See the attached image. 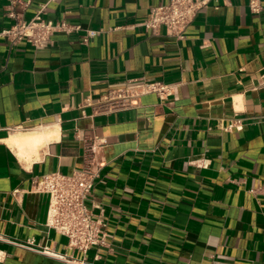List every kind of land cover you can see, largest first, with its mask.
<instances>
[{"label": "crops", "instance_id": "0c3cea01", "mask_svg": "<svg viewBox=\"0 0 264 264\" xmlns=\"http://www.w3.org/2000/svg\"><path fill=\"white\" fill-rule=\"evenodd\" d=\"M21 1L0 0V30L42 6L82 29L43 49L0 38V264H64L31 242L82 256L47 226L49 196L33 183L89 166L88 206L106 224L90 262L264 264V0L259 13L212 1L183 39L140 24L169 0ZM152 82L171 94L105 101ZM41 131L53 138L29 156L8 142Z\"/></svg>", "mask_w": 264, "mask_h": 264}, {"label": "built area", "instance_id": "2783aa9c", "mask_svg": "<svg viewBox=\"0 0 264 264\" xmlns=\"http://www.w3.org/2000/svg\"><path fill=\"white\" fill-rule=\"evenodd\" d=\"M9 1L11 4H24L21 0ZM212 1L217 0H169L167 4L151 7L148 17L140 24L152 33L165 28L167 34L183 39L199 11L207 8ZM45 7L42 6L30 20L10 14L15 21L9 27L0 30V38L6 39L11 45L27 42L35 49H43L54 44L55 34L72 33L82 29L81 26L71 25L65 20L46 19ZM250 9L254 13H259L261 0H250ZM98 34L96 31H87L83 42L89 44ZM137 88L138 86L131 85L114 90L105 97V101L112 109H118L131 105V99L143 93H156L161 98L171 94V88L160 82L145 84L143 92H138ZM94 150L93 146L88 149L92 153ZM98 177L99 171L89 166L75 171L70 176L58 172L51 173L33 183L35 193L49 196L47 226L65 235L68 238V248L81 253L82 256L56 252L48 247L36 246L33 242L29 244L31 249L56 258L64 264H95L87 258L88 251L106 244V224L101 217L95 216L88 206ZM260 189L264 194V186Z\"/></svg>", "mask_w": 264, "mask_h": 264}, {"label": "bare ground", "instance_id": "6f19581e", "mask_svg": "<svg viewBox=\"0 0 264 264\" xmlns=\"http://www.w3.org/2000/svg\"><path fill=\"white\" fill-rule=\"evenodd\" d=\"M52 138H53L52 132L41 131L29 135L16 136L11 138L8 142L13 148H16L18 150L21 156L24 155L29 156L33 152L36 153L39 146L45 144L47 141L51 140Z\"/></svg>", "mask_w": 264, "mask_h": 264}]
</instances>
